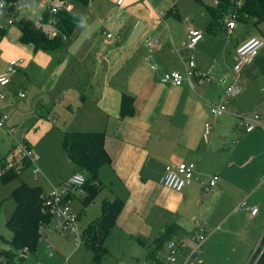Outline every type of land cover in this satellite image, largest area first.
<instances>
[{
    "label": "crops",
    "instance_id": "0c3cea01",
    "mask_svg": "<svg viewBox=\"0 0 264 264\" xmlns=\"http://www.w3.org/2000/svg\"><path fill=\"white\" fill-rule=\"evenodd\" d=\"M28 1L25 13L31 16ZM105 1L112 5L110 9L103 0H91L87 7L77 9L73 3L70 14L78 19V24L67 45L52 51L35 50L33 45L21 43L19 28L8 25L6 18L0 19V30L5 31L0 36V74L6 71L10 61H19L11 83L0 86V94L8 98L0 99V111L21 99L28 102L34 95L39 100L47 96L48 103L57 108L58 124L67 127L64 132L106 133L105 147L111 162L100 170L104 188L96 199L100 198V205L104 198L117 197L124 201L106 240L110 255L116 247L121 256L133 252L134 258L141 260L139 246H144L148 258L155 238L167 226L180 225L183 231L174 239L182 240L189 238L201 223L208 237L216 231L221 244L227 237L232 239V250L241 248L240 263L245 264L247 255L264 235V184L260 185L264 159L246 169L254 160L253 156L249 157L250 151L258 150L264 156V129L257 128L246 138L252 139L257 149L248 146L245 160L233 162L231 159H236L240 147L225 151L220 136L209 138L211 129L206 134V124L212 121L208 122L205 110L211 105L215 90L220 91L218 80L226 77L212 75L216 73L215 65L195 61L197 69L209 75L208 83L195 84L192 89L188 84L178 87L162 82L164 73L184 71L185 48L179 50L170 32L165 40L160 38L157 15L149 3L150 8L142 6L140 0H124L121 4L117 0ZM34 2L38 3V16L40 0ZM93 28L96 31L91 34ZM104 32L121 35L109 39ZM153 35L157 37L150 41ZM243 41H237L235 47ZM246 71L247 75L256 76V69L248 67ZM19 92H24L25 97H18ZM124 93L135 98L133 116L120 115ZM179 162L195 164V171L184 190L176 192L164 187L161 180L165 167ZM196 163L206 165L196 168ZM77 172L80 169L74 173ZM214 175H218V181L211 186ZM255 186L259 189L253 192ZM74 207L79 213L80 199L75 200ZM250 207H257L258 212L252 215ZM195 246V239H189L177 264H183L184 257ZM4 250L8 248L0 249L1 264H8L2 254ZM167 255L165 245L156 253V259L165 264ZM196 257L194 264L195 261L203 264V259ZM27 263L23 258L15 264Z\"/></svg>",
    "mask_w": 264,
    "mask_h": 264
},
{
    "label": "rangeland",
    "instance_id": "374dc122",
    "mask_svg": "<svg viewBox=\"0 0 264 264\" xmlns=\"http://www.w3.org/2000/svg\"><path fill=\"white\" fill-rule=\"evenodd\" d=\"M103 2L106 7L111 8V4L105 0ZM140 3L142 6L149 8L152 6V10L157 15L159 28L163 32H161L160 38L165 40L170 32L179 50L185 48L188 42V28H196L203 33V39L192 50L195 61H202L206 66L215 65L216 73L214 72L212 75L216 74L217 78L224 76L227 79L225 82L218 80L220 91L215 90L211 104L218 103L224 95L225 89L238 79V84L242 91L231 99L229 105L231 111L233 110L232 113L226 112L217 117L211 127L210 134L207 136L209 138L213 135L220 136L227 148L225 151H234L237 147H240L236 154V159L231 160L237 162L238 159L243 162L241 160L243 158L245 160L248 155L245 149L248 146L251 147L250 145L256 148L257 145L254 144L252 139L246 140L249 133H242L236 115L258 113L264 123V76L258 70L255 71V77L247 75V69H245L238 78H235L232 71L236 56L235 46L237 41H243L250 37L264 36V21L259 24H255L254 19L248 22L237 21L236 26L231 31L224 28L223 24L221 31L209 33L207 27L211 17L206 7L213 5L214 0H140ZM28 4L31 17L37 18L38 3H35L34 0H29ZM74 6L76 9L77 7H87L78 2L74 3ZM223 18L225 22L224 14ZM95 31L96 29L93 28L90 33L94 34ZM97 34H100V31ZM155 37L157 36L153 35L150 37V41L155 39ZM250 70H253L252 65ZM215 82L216 79L213 83ZM36 97V95L33 98L30 97L29 103L25 101L26 99H21L8 108L4 107V111L9 115L6 126L7 128L15 127L16 131L11 137L7 133H3L6 130L0 129V159L9 157L12 142L30 140L36 160L17 179L7 184H2L0 181V249L3 247L10 248L8 240L11 237V231L7 227L6 221L15 208V202L11 198L13 189L21 181H26L29 184L42 185L43 189L49 192L51 189L57 188L64 179L71 177L79 169L75 163L70 161L69 155L62 147L63 132L67 127L66 125L63 127L58 124L55 118L57 108L54 107L53 103H48L49 99L47 96H44L41 100L36 99ZM6 99L8 100V98ZM55 101H58L57 97ZM205 111L207 113L206 117L209 118L208 122L212 121L211 105ZM52 117L55 120H52ZM249 154V157L253 156L254 160L246 169L251 168L258 162L260 163L264 159V156L258 150L250 151ZM257 154L261 155V158L257 159ZM205 165L196 163V168H202ZM105 166L106 164L102 167ZM35 167H38L44 175L39 181H35L33 178V169ZM258 189L255 186L252 190L254 192L258 191ZM99 200L100 198L96 199V201L94 200L95 202L93 201L85 208L82 219L79 221L80 230H83L93 218L98 216L100 212ZM54 226L55 221L52 219L44 229L47 238L45 239V235H43L34 253L26 251L24 255L25 261L27 260L28 262L27 264H92V253L85 244L82 242L77 245L71 238L58 232ZM206 230L208 231L209 229ZM216 234V231H214L206 239L200 254L196 258H202L203 264H242L240 260L243 255L239 250L241 248L233 251L232 239L227 237L224 240L225 242L221 244L220 237L216 236ZM139 247L141 260L135 259L136 253L133 252L124 253V259L120 250H116L115 247V251L106 258L104 264H161L160 261L157 262L147 258V248L144 246ZM19 254L20 251L17 252V259ZM249 254L246 257L247 261L250 258L249 256H251ZM165 255L166 253H164ZM177 257H179V253ZM130 258L131 261L129 260Z\"/></svg>",
    "mask_w": 264,
    "mask_h": 264
},
{
    "label": "trees",
    "instance_id": "16d2710c",
    "mask_svg": "<svg viewBox=\"0 0 264 264\" xmlns=\"http://www.w3.org/2000/svg\"><path fill=\"white\" fill-rule=\"evenodd\" d=\"M7 16L17 18L12 25H16L20 30V42L31 44L35 50L52 51L63 48L70 40L74 32L78 19L68 12L59 14V27L67 35L66 39L61 36L49 37L43 26L34 21L31 16L25 13L26 0L20 4L15 3L17 0H10ZM73 3L88 5L91 0H66ZM230 1L220 0L218 6H207L211 20L207 30L209 33H215L222 29L224 22L223 14L230 8ZM234 11L238 22H248L254 19L255 24L264 21V0H237L234 3ZM24 10V11H23ZM4 30H0V36H3ZM252 68L261 72L264 76V52L257 57L252 64ZM135 98L129 94H123L121 97V117L133 116ZM106 133L104 131H69L64 132L62 147L69 155L70 160L75 163L80 171L85 174L86 182L83 186L84 195H72L73 199H80L81 210L80 216L84 213L85 208L91 204L101 193L104 185L99 178V173L103 165L109 164L111 158L105 147ZM7 158L0 159V181L7 184L19 177V175L31 165V161L25 158L21 173L15 169L7 167ZM44 191L41 185H32L26 181H21L16 186L11 198L15 202V208L11 216L6 221L7 227L11 231V238L8 240L10 248L2 251L8 264H15L22 260L17 259V252L27 249L31 253L36 251L38 242L43 236V231L51 221V215L45 211ZM124 207V201L121 198H104L100 205V214L93 218L82 230V242L92 253V264H104L106 258L110 255V249L106 244L108 236L116 225L117 218ZM183 228L177 223L167 226L156 238L148 258L155 260L156 253L161 251L165 245L174 239ZM261 243L264 244V235ZM252 254V252H251ZM258 257L256 264H264V251L260 249L256 252L250 263L255 257Z\"/></svg>",
    "mask_w": 264,
    "mask_h": 264
},
{
    "label": "built area",
    "instance_id": "2783aa9c",
    "mask_svg": "<svg viewBox=\"0 0 264 264\" xmlns=\"http://www.w3.org/2000/svg\"><path fill=\"white\" fill-rule=\"evenodd\" d=\"M22 0H17L15 3L20 4ZM124 0H117L118 4L123 3ZM230 1V8L224 13L225 16V28L232 29L236 26L237 16L234 11V3L237 0ZM11 5L10 0H0V19L6 18L7 24L12 25L14 20L17 18L7 17L8 6ZM214 6L220 5V0H214ZM41 12L37 16L36 22L43 26L49 37L61 36L63 39L67 38V35L60 29L59 14L61 12L70 13L73 9V2L66 0H40ZM25 10V9H24ZM23 10V11H24ZM1 27V25H0ZM107 38H120V35L114 36L110 32H104ZM203 39V33L196 28H190L188 32V42L185 46V54L187 55L186 66L184 71H170L162 75L161 81L170 83L173 86H183L188 84L189 87L195 89V84H206L210 81L209 75L200 72L197 69L192 50L195 48L197 43ZM264 51V36L250 37L238 44L236 47L235 62L232 67L235 78L239 77L241 73L250 67L257 57H259ZM19 61H10L7 69L4 73L0 74V86L5 87L12 81V76L18 72ZM226 78H222L221 81H226ZM242 91L237 80L230 84L224 95L221 97L218 103L211 104V112L213 120L223 115L226 112H231L230 103L231 99L237 96ZM18 97H25L24 92H19ZM6 94L1 93L0 99H5ZM237 113V112H235ZM233 113V114H235ZM238 123L242 129V133H251L257 128H263L264 125L261 123V115L258 113H251L245 115H236ZM9 119L8 113L4 110L0 111V129L6 130L9 135H13L16 131L15 127L7 128L6 122ZM212 122L206 124V134L209 133ZM25 158L31 162L36 160L32 146L28 141L19 142L16 141L11 148L9 157L6 159L7 167L9 169H15L19 174L21 173V167ZM195 171V164L187 162H179L175 165L169 164L165 167V172L162 177L161 183L164 187L171 189L176 192H181L190 183ZM44 177L43 173L38 167L33 169V178L35 181H39ZM218 181V175H214L210 180V185L215 186ZM86 182V176L84 173L77 172L71 177L64 179L57 188L51 189L49 192L44 193L43 200L45 211H47L51 218L55 221V229L66 237L71 238L77 245L82 243V230L79 228V216L78 212L74 209L75 199L72 195H84L83 186ZM264 183V173L260 184ZM248 208V207H247ZM250 213L255 215L258 212L257 207H250ZM51 219V220H52ZM195 239L196 246L191 253L184 257L183 264H194L193 257L200 253L208 234L204 229V225L198 223L195 231L190 236ZM185 238L182 240H171L166 244L168 249V255L165 259V264H177L178 253H180L183 247L187 246L189 239ZM262 240V239H261ZM259 243L255 246L252 251V256L258 252L264 251V244ZM28 251L24 249L20 251L19 258H25V253ZM258 257L253 259L250 263V258L246 264H256Z\"/></svg>",
    "mask_w": 264,
    "mask_h": 264
},
{
    "label": "water",
    "instance_id": "95a60500",
    "mask_svg": "<svg viewBox=\"0 0 264 264\" xmlns=\"http://www.w3.org/2000/svg\"><path fill=\"white\" fill-rule=\"evenodd\" d=\"M70 158V157H69Z\"/></svg>",
    "mask_w": 264,
    "mask_h": 264
}]
</instances>
